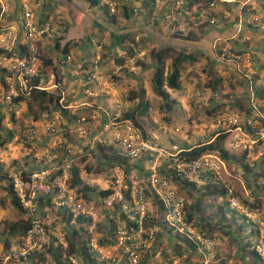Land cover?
I'll use <instances>...</instances> for the list:
<instances>
[{
	"label": "rangeland",
	"instance_id": "374dc122",
	"mask_svg": "<svg viewBox=\"0 0 264 264\" xmlns=\"http://www.w3.org/2000/svg\"><path fill=\"white\" fill-rule=\"evenodd\" d=\"M241 1L242 0H186L188 3H193V8L189 7L188 10L190 12L194 11V23H196L193 25L192 22L188 20V22L192 24L190 25L189 30L196 36L202 31L203 27L226 26V29H228L226 36L218 37L220 44L233 53H239L240 55L247 57L246 62H241L239 64L243 71L252 73L251 75L253 78L264 77V34L260 30L261 28H264V0H251L246 3H241ZM77 3L78 5L75 4L71 8H82L81 4L83 2ZM153 5L154 3L151 4L152 7ZM179 5L181 6V3H179ZM91 7H93L97 13L101 12L103 9L98 6ZM80 10L82 14L81 12L76 14L78 18L77 21H80L81 17L83 18L86 16V13L83 14L85 10ZM198 13L201 16L198 19H195V16ZM62 14L63 12L61 15L59 14L63 17L62 19L59 18L60 16H57L56 20L55 18L50 17L52 21H49V24L51 23L52 29L48 30L47 34H53V37L50 39L52 46L51 51L48 52L49 54L39 51L40 67H42L43 78L45 80L44 83H46V78H49V73L53 72L54 81H60L65 85L63 88L64 100H62V104L63 101L67 104L77 101L76 103L71 104V107H67V109H69L75 116L79 117L86 134L83 136L74 135L71 139L66 137V130L71 129V121L65 113L61 112L64 108H61L60 106L57 110L47 113L38 102L30 101V103H27L26 99H24L18 104H13L11 102L3 101L2 82L0 81V112L2 113L0 133L4 134L5 131H10L12 133V138L9 142L0 144V165L7 169V171L11 169L25 170L37 168L43 164L41 152L44 151V149H52L51 142L53 140L65 139V147L69 148L71 153L69 154L68 168L66 169L63 166L64 171L61 170L63 165L62 160L66 158L63 155H60L57 161L51 162L54 165H47L49 168L54 166L59 167L55 174L62 175L69 194H71L73 198L79 199L83 204L84 209L86 211H92L93 215L90 217H75L76 219L71 217L68 223H65L67 213H63V215L57 214L55 221L50 228V237L57 235L60 240H63L64 234L67 232L69 225H73L74 228L84 226V228H82L83 233L79 234V240L86 242L94 240L98 243L99 239L101 240L106 236L107 230L111 229V227L112 229L115 227L116 230L126 228L132 230L133 227L130 225L127 226L125 218H129L133 213L130 209L129 203L124 199L125 196L123 194L120 200H118V197L112 200L110 206L102 202L97 195L96 197H90V192H85V194L82 195L83 191L81 190V186L83 185L95 187V192L98 189L107 188L113 191L114 188L111 184L108 186V181L109 179L115 178L119 170H123L119 166L107 167L102 165L97 161L96 155L93 154L95 152L94 148L97 146H95L97 136H101L105 139L106 133L99 128L98 122L100 118L99 116H96L97 113L92 111L91 108L80 104L81 101L89 102V99L82 98V93L81 97L77 96L78 89H81L80 83L82 80L77 79L78 75H80V77L82 76V69L78 66L76 67V64H80L79 61L72 59L67 64H63L59 62L54 55L56 48L58 53H60V56L64 54L60 52L61 50L58 46V40L64 38V34H67L65 33L67 25H72L73 22L71 20L66 21V15ZM67 15L69 16V14ZM145 16L147 17V23L152 24V14L149 12L146 13ZM188 16H190V14H188ZM212 17L217 19V21L211 23L209 20ZM168 21L171 22L172 20L167 19L164 23ZM82 23L85 24L83 20ZM88 23L90 22H87L86 24ZM172 28L174 29L173 31H177L176 34L169 35L168 32V36L166 37V35L161 33V37H166V41L169 42L183 41V37L188 30H175L177 28L174 26ZM90 29L91 28L89 27L88 29L79 30L81 36H76L75 39L79 37L88 38V40L93 38L97 43L101 44V41L96 37L101 39L102 30L93 29L91 33L97 35L93 37L90 35V31H88ZM144 30L148 32L147 29ZM133 32L134 33L131 34V42L135 44V47L134 49L131 48V50L134 51L132 60H129L130 58L128 56L122 55L123 52L119 51L115 53V56L117 54L121 55V57L118 56V58H121L123 65L120 75H130L129 81L132 83L135 82L132 89H135L136 92L138 89H141L144 94V99L148 101L147 112L144 113V115L137 116L136 119L143 131H149L156 137L162 150L155 156H148L143 165L148 168L154 165L156 171L161 174L158 169L159 167H164L165 169H168L169 167L171 171L172 161H174L175 158L182 159L179 154L176 157L169 155V151H172L170 150L171 145H176L181 148L183 144H193L199 141H204L206 138L212 139L213 134L211 135V133L216 135L217 119L220 115L233 114L236 113L235 111L239 112L242 110L245 104L246 95L244 90L245 79L243 80V77L237 73L231 65L220 60L221 58L218 57L220 52L217 48L212 49L211 40L210 49L203 50L198 61L184 64V68L180 75L179 89L169 90L170 97L174 99V102L170 109H165L161 106L163 102L160 97L152 91L150 68H144L145 71L142 69V65L147 66L150 64L149 49L153 44L146 42L143 48H138L140 47L141 42L146 41L144 39L148 36L147 33L144 35L142 34V29ZM99 33H101V35ZM47 34L44 36H47ZM137 35L139 36L136 40L135 36ZM105 36L108 35L103 29V38ZM85 40L86 39H84V41ZM238 46L241 48L238 49ZM142 49L143 52L141 51ZM75 54L77 55V53ZM85 54L86 56H91V47H89ZM125 54L128 55L129 53ZM206 56L209 57V60H213L214 62L206 60ZM113 61L114 60L112 59V62ZM87 62L90 64V59H88ZM114 62L116 63V61ZM99 66L101 65L97 66L96 72L99 70ZM61 67L62 71L60 69ZM87 67L88 65L86 64L85 69H87ZM109 69L107 71H109ZM61 72L68 76L72 75L71 73H74L75 80L73 81V84H70L74 86H68V80L67 82H64ZM115 78L118 79L119 77L117 76ZM218 78L219 80L216 81ZM114 79L112 78V81H114ZM212 84L214 85V90L211 89ZM196 91L199 92V97L188 98L190 94H194ZM126 95L127 92L124 93L123 97L120 96L123 103ZM135 102L136 101H133L130 104L131 108ZM195 102L197 103L193 105ZM215 105H218L215 110L210 111V114L206 113L205 108L211 109V107ZM126 108L125 105L124 113L127 111ZM11 111L13 114L12 122L10 118ZM53 115H56L57 119L54 124L55 131L50 134L46 132L44 125L47 119L53 118ZM160 126L166 127V133L161 132ZM174 128H177V130L173 131ZM107 139H109V137H107ZM208 153L216 154L222 158L215 150ZM229 153V155H233L231 152ZM222 159L226 164V170H224L225 173L222 178L223 181L234 187L238 197L246 199L248 203H255L260 208V212L258 211L259 215L262 214L264 217V189L254 187V183L258 180V177L253 178L249 176L248 178L241 162H230L224 158ZM71 167H76L78 169L79 176V181L73 187L70 186ZM167 178L179 188V193L184 198L185 204L189 205L191 197H195L194 190L191 189V191H185L184 182L174 179L172 175ZM7 189L8 183L5 177L2 176L0 177V221L3 223L6 222L5 225L24 218L21 211L22 209L20 208V210L10 203V198L13 194ZM189 192L192 193L190 196L187 195ZM255 192H257V194ZM150 202L151 205L149 207V212L152 216L155 214V204L153 203L152 197H150ZM214 203V199L211 196L203 195V197L200 198L201 209L206 215H209L208 213H211V211L214 210V206L212 205ZM121 214H124L125 218L120 217ZM198 215L199 213H195L190 221L195 228L196 226L194 223L198 222L196 220ZM77 219H79V222ZM2 227L3 224L0 223V234L3 230ZM156 229H158V226L142 227L140 234L137 233L134 235L136 244H138L136 245V248L139 249L140 258L142 259L141 263L174 264L175 260L178 262L182 257L185 259L184 263H189L194 259L200 258L201 255L198 250V253H194L192 250L187 249L186 252L180 255H174L170 253L166 241L163 240L161 245H156V237L154 235ZM211 238L216 242V247L215 255L210 264H241L240 259L235 256L236 247L233 242L231 243L226 236H223L219 232L214 234V236H211ZM12 242L15 241L12 240ZM4 250H6V248L3 244L2 235H0V254ZM113 254L117 255L118 253L114 250ZM167 256L171 257L170 262L167 261ZM95 259L97 264H110L106 260H100L98 255ZM177 262L175 263L179 264ZM14 264H16V262H14ZM45 264L53 263L50 258H46ZM76 264H80L78 259ZM257 264H264V262L259 260Z\"/></svg>",
	"mask_w": 264,
	"mask_h": 264
},
{
	"label": "built area",
	"instance_id": "2783aa9c",
	"mask_svg": "<svg viewBox=\"0 0 264 264\" xmlns=\"http://www.w3.org/2000/svg\"><path fill=\"white\" fill-rule=\"evenodd\" d=\"M143 0H97L109 14L120 10L122 6H127L131 14H136L139 3ZM154 5L166 0H152ZM251 0H242V3ZM45 0H36L35 5L44 4ZM175 4V15L186 14L184 8ZM8 3L0 0V75H2V100L10 102L17 96H27L33 89L35 90H53L59 96L58 102L61 108L69 107L67 103L62 104L64 100V84L60 81H54V73H49L44 83L42 67H40L38 40L49 30V21L42 19L38 21L35 16L33 6L28 0H21L19 5L20 20L19 26L5 25L3 19L7 13ZM173 13V14H174ZM174 16L166 15L167 20H174ZM211 23L217 19L211 18ZM18 29L21 30L19 34ZM261 32L264 34V28ZM90 40L93 59L90 67L82 70L81 93L83 98H94L97 95L93 85L98 79L105 83L107 96L110 100V106L105 108L103 105L89 104L88 101H81V105L94 107L100 113L99 128L106 133V138L97 136V144H113L117 152L129 160H137L143 156H155L162 149L156 137L148 132H143L129 118L123 117L125 105L120 96L115 91L113 77L120 75L123 66L120 63H114L110 66L107 74L100 78L97 75L96 68L102 63L101 46L93 38ZM19 44L22 46L20 47ZM212 49L217 48L220 52L218 59L229 64L239 73L244 82L245 104L241 111L233 114L220 115L217 119V133H226L227 149L235 155H241L247 168L252 172H258L256 185L264 188V77L253 78L252 73L243 71L239 65L246 62L247 57L239 53H233L220 44L218 38L212 40ZM17 48V50H16ZM61 63L67 64L73 58L72 53L63 55ZM117 58V57H116ZM78 67L82 68L81 62ZM86 65V64H85ZM199 92L190 94L188 98L199 97ZM196 100V99H195ZM197 102L193 103L195 105ZM67 104V105H66ZM56 115L47 119L45 122L46 132L52 134L55 131ZM73 128V129H72ZM161 132L166 133V127L160 126ZM174 128L173 131H176ZM68 139L75 136L86 134L81 120L78 116L71 123V129H67ZM109 137V139H107ZM63 140V141H62ZM55 139L51 142L52 149H44L41 152L42 165L33 169H11L7 171L0 165V177H5L11 192L17 197L20 207L25 211L29 227L21 237V243L16 244L11 252L7 251L0 255V264H36L35 253H40L49 245L51 226L58 214L71 213V217H84L93 215L92 211H86L79 199L73 198L69 194L62 175L55 172L58 166L49 168L48 165H54L52 161H57L60 155H63V165L68 168V160L71 154L70 149L65 147V139ZM169 155L176 157L182 150L176 145L170 146ZM29 152V151H27ZM44 157V159H43ZM171 166V175L176 180L191 182L193 185L219 184L225 188L223 200L226 205L235 210L241 216L243 222L247 225L256 226L258 232L253 244L256 255L260 261L264 262V220L260 219L256 209H251L241 204L236 197V191L229 183L223 181V174L226 170L225 161L216 154L204 153L195 159H178ZM48 164V165H47ZM64 166V167H63ZM114 188L107 196L102 198V202L111 205L112 200L118 197L129 203L132 216H129L137 226L134 231L129 229H117L113 236V241L99 244L94 240L87 242L91 251L98 255L100 260H106L110 264H143L141 263L139 249L136 248L135 234L141 232L145 218L149 215L151 205L150 197L155 198L162 206L163 221L167 227L174 232L191 239L197 245L200 258L190 261L188 264H210L214 255L216 242L203 237L184 216V198L178 192L177 186L169 178L159 174L154 165L148 168L147 174L131 172L127 176L119 170L116 177L109 179L108 186ZM109 189V188H107ZM111 190V189H109ZM235 194V195H234ZM48 198V203L44 199ZM45 203V204H44ZM62 210L64 211L63 213ZM76 219V218H75ZM58 242H62L57 235H53ZM117 251V255L113 251ZM121 259V262H120ZM70 264H76L75 257H69ZM176 260L174 264H176ZM181 264L180 260H178ZM186 264V263H185Z\"/></svg>",
	"mask_w": 264,
	"mask_h": 264
},
{
	"label": "trees",
	"instance_id": "16d2710c",
	"mask_svg": "<svg viewBox=\"0 0 264 264\" xmlns=\"http://www.w3.org/2000/svg\"><path fill=\"white\" fill-rule=\"evenodd\" d=\"M191 3V2H189ZM89 5H96L98 4L97 0H88ZM235 5V4H234ZM102 7V6H101ZM121 9L123 10V14L125 17H128V13H130V9L127 6H122ZM20 12V10H19ZM127 12V13H126ZM103 13L113 20V14H109L107 10L103 7ZM121 13V14H122ZM225 28V29H224ZM226 26L223 28H215V27H203L202 31L198 35H193L192 31L188 30L183 37V41L186 39L195 40L201 38L205 35V39L209 40L212 37L218 36H226L228 29ZM257 30V29H256ZM262 30V28L260 29ZM213 31V32H212ZM209 32V34H208ZM152 35V31L150 32ZM75 40L74 37H70L68 40H64L61 43L60 52L66 53L68 49L71 47V41ZM132 38V37H131ZM130 39V38H129ZM146 39V38H145ZM176 39V38H175ZM132 40V39H130ZM183 41H175L174 43L169 44V41L159 42V39L153 38L152 36L148 37L147 41L141 42L140 47L143 48L146 42H150L151 48L149 49V58L150 64L147 66L142 65V69L150 68L151 69V84H152V91L160 97L163 104V108L170 109L174 99L170 97L169 90H176L180 87V75L184 68L185 63H193L198 61L200 58L201 50L193 49L191 52H188L184 45ZM21 47L22 45L19 44ZM238 49L241 47L238 46ZM17 50V48H16ZM63 54V55H64ZM130 55L134 54V51L129 53ZM104 56V53L102 54ZM114 61L117 63H122L121 58L116 59L113 58ZM206 60H209V57L206 56ZM213 61V60H209ZM82 67L87 64V60L82 58L80 61ZM214 62V61H213ZM139 64V63H138ZM53 67V66H52ZM54 69V67H53ZM62 71V67L60 68ZM115 77H113L114 79ZM116 79V78H115ZM114 79V80H115ZM216 79V81H218ZM0 81L2 82V75H0ZM211 89L214 90V85L212 84ZM26 99V102L30 103V101L38 102L46 111L47 113L55 111L59 107L58 99L59 96L54 93L52 90H31L29 95L27 96H17L13 98L10 102L18 104L21 100ZM67 100V99H66ZM125 100L128 103L126 112L124 113L123 117L131 119V121L140 127L139 122L137 121L136 117L144 115L147 112L148 108V101L144 99V94L141 89H138L137 92L135 89H129L127 91V95ZM136 101L133 107L131 108L130 104ZM65 103V102H64ZM218 105L212 106L211 109L205 108L206 113H211L210 111L215 110ZM62 113L68 117V119L73 122L76 116L70 112L69 109L64 108L61 110ZM2 118V113L0 112V121ZM11 122L13 120V114L11 111L10 114ZM141 129V127H140ZM1 130V127H0ZM142 130V129H141ZM145 130V129H144ZM143 131V130H142ZM145 132V131H143ZM213 134V135H212ZM213 136L212 139L206 138L204 141H199L193 144H183L181 147V151L179 156L184 159H195L199 157L201 154L208 153L210 151L215 150L222 158L229 160L230 162H241L242 166L244 167L245 174L251 177H257L259 175L258 172L250 171L247 166L245 165L241 155H229L230 153L227 151L225 140H226V133H211ZM12 138V133L10 131H5V133H0V144H5L9 142ZM95 152L93 153L96 155L97 161L102 165L107 167L119 166L122 168L124 174L127 176L131 172H142L140 174H147L148 167H144L143 163L147 160L148 156H143L137 160H129L125 156L119 154L115 146L113 144H97L96 148H94ZM232 154V153H231ZM175 161V160H174ZM172 161V162H174ZM33 169V168H32ZM159 172L168 177L171 175V171L165 169L164 167H159ZM71 182L70 186H74L79 181L78 176V169L76 167H71ZM175 179V178H174ZM247 181V179H246ZM184 182V190L191 191L194 190L195 197H191L190 204H184V216L188 222L192 220L193 215L199 213L196 220L198 222L191 223L192 227L196 229L203 237L214 236L218 232L223 236H226L229 241L235 245L236 252L235 256L240 259L241 264H257L259 261L258 256L255 253L253 248V244L256 239V234L258 232L256 226L247 225L241 219L239 213L235 210L229 208L223 200L225 188L220 186L219 184H202V185H193L191 182ZM180 182V183H182ZM197 186V187H196ZM253 186V184H252ZM254 187L264 189L254 183ZM10 193L11 188L10 184L8 185L7 189ZM81 190L83 191L82 195L85 192H90V197H96V195L102 199L107 196L111 190L109 189H98L95 192V187H89L88 185L81 186ZM178 192L179 188H177ZM257 194V192H255ZM13 194V193H12ZM192 193H187L190 196ZM203 195L211 196L214 199V210L209 215H206L204 211L201 209L200 205V198ZM235 195V194H234ZM125 197L127 198L126 194ZM239 202L244 206H247L251 209H256L260 212V208L255 203H248L246 199L240 198L237 196ZM45 203H48V198L44 199ZM10 203L20 209V205L16 196L12 195L10 198ZM44 203V204H45ZM153 203L155 204V214L149 215L145 218V222L143 223V227H153L158 226V229L155 230L154 235L156 237V245H161V242L164 240L167 242L169 251L171 254L180 255L187 251V249L192 250L194 253L197 252V245L191 239L186 238L179 233L174 232L171 228L167 227L163 221V211L162 206L155 198H153ZM22 209V208H21ZM20 209V210H21ZM24 218L13 221L12 223L5 225L6 222L0 221L3 224V230L1 231L3 238V244L6 250H4L0 255H3L7 251L11 252V249L14 246H10L11 241H15L16 244L21 243V237L25 234L26 230L29 227V222L27 220V216L25 211L21 210ZM64 211L62 210L61 213ZM120 213V212H119ZM63 215V214H62ZM120 217H124V214H121ZM260 219L264 220L262 214L259 215ZM71 218V213H68V216L65 218V223H68L69 219ZM79 218V216H78ZM125 218V217H124ZM127 226L130 225L132 231L137 229L136 223L131 218H125ZM79 222V219H77ZM82 227L74 228L73 225H69L67 232H65L62 242H58L55 237H50L51 246L49 251L47 249L40 253H35L34 257L36 258V264H45L47 255L49 256L50 260L53 264H70L69 257L75 256L80 264H97L95 257L97 256L95 252L91 251L88 247L86 241L79 240V234L83 233ZM115 227L112 229L107 230L106 236H104L101 240L99 239V244L108 243L109 241H113V235L115 233ZM176 239V240H175ZM212 239V238H211ZM214 240V239H213ZM179 242V243H178ZM198 253V252H197ZM96 255V256H95ZM144 259V258H143ZM171 257L167 256V261L170 262ZM181 264L184 263V257L179 259ZM142 262V259H141ZM188 264V262H186Z\"/></svg>",
	"mask_w": 264,
	"mask_h": 264
},
{
	"label": "crops",
	"instance_id": "0c3cea01",
	"mask_svg": "<svg viewBox=\"0 0 264 264\" xmlns=\"http://www.w3.org/2000/svg\"><path fill=\"white\" fill-rule=\"evenodd\" d=\"M8 3V9H7V13L3 19V22L5 23V25H13L14 27H18L19 26V20H20V12H19V5H20V1L21 0H5ZM30 2V4L33 6L34 11H35V18L40 21L42 19L48 20V21H52L51 18H57V16L59 17L61 15V13L63 12L62 15H66V21H73L72 25H67L66 29H65V33L64 34V38H62L61 40H58V46L61 47V43L64 40H68L70 39V37H74V39L76 38V36H81L79 34V30H84V29H88L89 27L91 28L90 30V35L95 37L94 34H92L91 32L94 30H102V36L101 39L99 37H96L98 40L101 41V57H102V63H100L99 66V70L97 71V75L101 78L102 75L107 74V70L109 69L110 66H113V64L115 63L114 61L112 62V59L115 57H117L116 59H118V56L121 57V55H116L115 53L117 51L119 52H123L122 55H126L128 56L130 59L132 60L133 58V54H125V53H130L132 52L131 48L134 49L135 44L133 42H131V34H133V31L136 30H141L142 29V34L144 35L145 33H147V36L150 37L152 36L153 38H157L159 39V42H165L166 41V37L168 36L167 33L169 32V35L172 34H176L177 31H173L174 29L172 28L173 26L177 29L175 30H184L187 31L190 29V25H194L196 23H194V11H189L188 8L192 7L193 8V3H189L186 2V0H166L165 2H159L156 3L155 5H153V7L151 6L152 4V0H143L141 3H139L138 6V11L136 14H131L128 13V17H125V14H123V10L120 8V10H116V13L113 14L114 18L113 20H111L110 18H108L104 13H103V9L101 12L97 13L93 7L91 6H98L101 7V4H96V5H89L88 4V0H45L44 4L42 5H35L36 4V0H28ZM132 1V0H129ZM77 2H83L81 4L82 8L79 9H72L71 7H73L75 4L78 5ZM179 3H181V6L179 5ZM242 3V2H241ZM174 4H178V7L184 8L186 9V11H188L186 14L182 13L179 16H176L174 11H175V6ZM103 8V7H101ZM62 9V10H60ZM85 10L83 12V14L86 13L85 17H81L80 21H77V13L81 12V10ZM142 11V12H140ZM198 11V9H197ZM151 13L152 14V24L147 23V17L145 16L146 13ZM122 13V14H121ZM127 13V12H126ZM174 13V14H173ZM60 14V15H59ZM69 14V16L67 15ZM82 14V12H81ZM188 14H190V16H188ZM55 15V17H54ZM166 15L169 16H174L173 18H175L174 20H172L171 22L168 21L166 23H164L166 21V19L164 18ZM201 15L198 13L196 14V18L198 19ZM51 17V18H50ZM60 19H62L63 17H59ZM82 20L85 24L82 23ZM188 20L190 22H192V24H190L188 22ZM77 21V23H76ZM87 22H90L88 24H86ZM167 25V27H166ZM89 26V27H87ZM104 31L107 33L108 36H105L103 38V29ZM215 28H223V25L221 26H217ZM52 29L51 23L49 24V30ZM63 29V27H62ZM144 29H147L146 32ZM225 29V28H224ZM152 31V35H150V32ZM19 34H21V30L18 29ZM213 32V31H212ZM166 35L165 38H162L161 35L162 34ZM101 35V33H99ZM209 34V32H208ZM97 36V35H96ZM138 36H135V39H138ZM53 37V34L50 35V33L47 34V36H42L39 41H38V48L40 52L43 53H47L51 51V46L52 43L50 42V39ZM148 37H145L147 41ZM219 37V36H218ZM218 37H212L209 40L205 39V35L202 36L201 38L195 39V40H189L186 39L183 42L184 43V47L188 52H191L193 49H199L201 51L203 50H207L210 49V41L218 38ZM130 38V39H129ZM84 39H86L84 41ZM91 39V38H90ZM88 40V38H82L79 37L77 38V42L75 40L71 41L74 43H71V47L68 49V52L72 53V56L75 60L77 61H81V57L85 58L86 60L93 59V50L90 44V41L92 42L93 45V40ZM174 39V38H171ZM97 42V41H96ZM174 43V41H170L169 44ZM89 47H91V51L92 54L91 56H86V51L89 49ZM127 50V52H126ZM143 52V49L141 50ZM77 53V55L75 54ZM104 53V56L102 55ZM140 53V52H138ZM60 53H58V50L56 48V51L54 53V55L56 56V58L58 59L59 62H61L62 59H64L63 55L60 56ZM53 55V56H54ZM65 55V54H64ZM52 56V57H53ZM54 56V57H55ZM60 56V57H59ZM117 63V62H116ZM115 65V64H114ZM119 65H122V63H120ZM78 66V64H76V67ZM123 66V65H122ZM85 70V66H83V69ZM88 70V69H87ZM151 70V69H150ZM145 71V69L143 70ZM76 72V71H74ZM82 72V71H81ZM62 73V72H61ZM72 75L68 76L66 74L62 73V77L64 82H67V80L69 81V85L68 86H74V85H70L73 84V81L75 80V75L74 73H71ZM78 80L81 79L80 75L77 76ZM118 79L114 80L113 82L115 83V91L116 93L123 97L124 93H126L129 89H132V87H134V83L135 82H130L129 81V77L130 75L127 76H121L118 75ZM105 83L102 79H98L97 81L94 82V89L97 92L96 97L94 98H86L89 99V103L95 105H103L105 108H108L110 106V100L107 96L106 93V89H104ZM77 96L81 97V90L78 89L77 91ZM83 98V95H82ZM124 101V104L128 105V103ZM77 101H73V103H68V105L74 104ZM67 105V104H66ZM72 106V105H71ZM70 106V107H71ZM87 106L89 108H91L88 105H84ZM92 111H95L97 113L96 116H98V114L100 113L98 110H96L94 107L91 108ZM99 124V123H98ZM13 243V244H12ZM16 243L12 242L10 243V246H15ZM49 248L51 246V244L48 245ZM47 246V247H48ZM47 247L45 248V250L47 249ZM49 248L47 249V251H49ZM44 250V251H45ZM49 259V256L47 255V257Z\"/></svg>",
	"mask_w": 264,
	"mask_h": 264
},
{
	"label": "clouds",
	"instance_id": "9594fccd",
	"mask_svg": "<svg viewBox=\"0 0 264 264\" xmlns=\"http://www.w3.org/2000/svg\"><path fill=\"white\" fill-rule=\"evenodd\" d=\"M103 7V6H102ZM116 13V12H115ZM115 13H113V14H115ZM202 52V51H201ZM90 62H91V60H90ZM87 63V65H88V67H87V69L90 67V64H88V62H86ZM83 68V67H82ZM122 100V99H121ZM145 133V132H144ZM226 144V143H225ZM226 148H227V145H226ZM228 150V149H227ZM233 154V153H232Z\"/></svg>",
	"mask_w": 264,
	"mask_h": 264
}]
</instances>
